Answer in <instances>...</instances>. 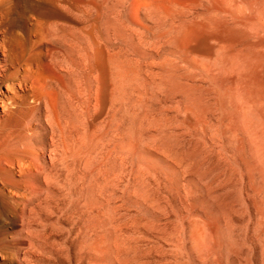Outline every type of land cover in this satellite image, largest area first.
<instances>
[{"label": "rangeland", "instance_id": "obj_1", "mask_svg": "<svg viewBox=\"0 0 264 264\" xmlns=\"http://www.w3.org/2000/svg\"><path fill=\"white\" fill-rule=\"evenodd\" d=\"M75 68L95 71V84L123 79L139 89L140 149L155 182L153 224L143 221L135 243L117 244L110 227L96 229L102 239L95 229L78 236L67 222L69 185L48 160L60 132L33 103L31 85L39 79L50 93L57 89L52 97L80 81ZM117 71L123 75L114 79ZM69 137L71 150L76 136ZM33 165L56 189L44 173L22 176ZM89 258L264 264V0H0V264Z\"/></svg>", "mask_w": 264, "mask_h": 264}, {"label": "bare ground", "instance_id": "obj_2", "mask_svg": "<svg viewBox=\"0 0 264 264\" xmlns=\"http://www.w3.org/2000/svg\"><path fill=\"white\" fill-rule=\"evenodd\" d=\"M76 68L74 69L73 72H72V70H70L71 74L72 73L74 74V72L78 73L82 78L79 76L81 78L80 81H76L74 83H70L71 82V80H70V82H68V83H70L69 86L68 87L66 86L67 89L64 88V91L62 90V88L58 89L59 93L58 92L57 93L59 94V97H60L59 98L60 103L58 104L57 109L55 107L56 112L53 108V105H52L53 101L51 99L56 94L52 95V97H51V93H53L57 89L54 91L50 90L51 91V93H50L49 90L44 89L45 84L42 85L43 81H39V79L38 80L36 79L35 82L36 81H37L36 83L40 82L41 87L40 86L39 87L34 86L35 88L32 89V87H33L32 85H35V84H32L33 82L31 83L32 84L31 90H33L32 91V98L34 101L33 103H37L36 106H38L40 109L43 110L45 121H46L47 125L51 128V130H53V132H54L55 129H58L59 131L57 130V132H55V134L60 132V134L58 133V135H59L58 139H56L54 137L56 139L55 143H56V141H58L57 144L54 145V147L56 148L55 154L54 153H53L54 155L49 154L51 156H49L48 160L51 162L52 167H53L52 163H54V162H57L58 164H60V166L62 167V171L64 170V172H65V180L67 181L66 185L67 184L69 185V190L67 189L68 191H66V192L69 193V199L68 200H69V203L71 204V206L73 207L72 211L74 212V217L70 221L67 220V222L71 223L73 225V227H75L77 229L78 236L80 234L81 235L83 234V236H84L85 235L84 233L90 234L91 232L88 230L95 229V232H96L97 228L102 229V228L108 227V229H110V228L111 229L109 231L106 228V231L110 232V236H112V237L116 236L115 239H117V242H118L117 244H119V243L120 244H128L130 242L135 243L136 238L141 235L140 226L143 223V221H146L150 225L153 224L152 223L153 221L151 218V212L154 208L153 207V205H154V198H153V194H154L153 192L154 191H153V189H154V182H155L153 170H152V168H153L152 167V160H147L150 158L145 159L143 154H142L143 150L140 149L141 136H140V128H139V126H140L139 119L140 118L138 119V112H139V106H141L142 104H141V95H140L139 89L137 90V88H134L135 91H133L132 88L135 85L132 84L130 86H127L126 84H124V80L121 78H120L121 82L119 80L120 83H118V82L116 83L115 81H113V82H110L109 84H103V83H102V85L97 84V83L95 84L94 82H92L94 80H91L92 79L91 75L93 74V73L91 74V72L95 73V71H91V70L83 69V68L82 69H76ZM44 70H46V69H44ZM70 71H69V73H70ZM121 73H122L121 71H117L116 74L113 73L112 74L113 78L117 79V77L119 75H123ZM34 74H35V72H34ZM64 74H66V73H64ZM77 77H78V75H77ZM72 78H74V76ZM40 80H42V79H40ZM77 80H79V78H77ZM95 80H98V77ZM42 87H44V88H42ZM56 88H58V87H56ZM107 93H109L108 103H106V101H105V95H107ZM53 99H54V97H53ZM56 99H58V98H56ZM142 99H144V98H142ZM18 100H19V98H18ZM143 101H145V100H143ZM11 104H14V103H11ZM54 106H56V105H54ZM96 116H101V118L103 117V119L100 122L96 123L97 122V121L95 122ZM101 118H99V119H101ZM79 120H81L84 123V128H81L84 131L83 136L79 135V129L80 128H78L79 126L76 124V122ZM53 132H52V134H53ZM69 132L76 136V139H74L75 140L74 142H76V143H74V142H73L74 144L72 143V145H74L73 147H72V145H70L71 150L68 148L69 146L68 147L66 146L67 144L65 143V142H67L66 140H68V138H70L69 136L71 134H68ZM141 133H143V132H141ZM51 139H52V136H51ZM62 143H64L65 145H63V146L67 147L69 150L67 149V151H66V149H64V147H62L63 149H61ZM149 143H150V141H149ZM52 144H53V142H52ZM69 144L70 143H68V145ZM149 146H150V150H152L153 149L152 136H151V143ZM55 148H53V149H55ZM143 148L145 149V147H143ZM50 153H52V152H50ZM45 158H46V156H45ZM42 160H43V163L46 164V160H44V159H42ZM41 165L39 164L36 166L40 167ZM54 165H55V163H54ZM9 166H10V164H9ZM25 166H27V165H25ZM33 166H35V165H33ZM33 166L32 167L28 166L29 168H27L26 170L24 169L25 171L22 173L23 174L22 176H24V178L32 179V180L34 178H40L42 176V174L47 169V167H45L46 165H44L43 167L41 166L40 170L42 169L44 171L43 172V171H40L38 169V167L36 168V166L35 167H33ZM52 169L53 168H51L50 170L52 171ZM49 173H50V171L48 170L47 174H49ZM44 174L46 175V173H44ZM54 175H56V174L54 173ZM44 178L45 179L43 182L45 183V185L47 187L51 186V188H52V185L55 184V183H50L53 180V178H51L52 180H50V177L49 176L47 177V175ZM54 179L56 181L55 177H54ZM62 180H63V178H62ZM66 181H64V183L62 182L63 185H65ZM52 182H54V181H52ZM54 187L56 189V187H57L56 184ZM66 187H68V186H66ZM49 191H50V188H49ZM39 193H41V192L39 191ZM65 195H67V194H65ZM66 198H68V197H66ZM52 200H54V199H52ZM33 207H35V206H33ZM49 207H51V206H49ZM35 210H36V208H35ZM40 211H42V210H40ZM68 212H66V213H68ZM73 212L71 213V216H72ZM33 215H35V214H33ZM35 219H37V218H35ZM28 221H31V220L28 219ZM41 221H43V220H41ZM64 221H65V219H64ZM71 224H70V226H71ZM55 227H57V226H55ZM57 231H58V229H57ZM72 232H74V230ZM99 232H100V230H99ZM99 232H96V235L99 234L98 235L99 238L102 239L103 237H105L104 235H106V234H101ZM93 233H94V231H93ZM104 233H106V232H104ZM74 234H75V232H74ZM85 236H88V235H85ZM91 236L89 238H91ZM98 237L96 239H98ZM107 238H108V236H107ZM75 239H78V237H76ZM94 239H92V240H94ZM42 240L43 239H41V241ZM113 240H114V238H113ZM76 241H79V240H76ZM85 242H87V241H85ZM104 242H106V241H104ZM37 243H39V242H37ZM93 243H94V241H93ZM94 246H96V243ZM89 247H91V246H89ZM37 248H38V246H37ZM80 249H81V247H80ZM94 249H96V248H94ZM52 250H54V249H52ZM92 250H93V248L91 247V251ZM118 250H120V249H118ZM63 251H65V250H63ZM88 251L90 254L91 253L90 249H88ZM33 252H35V251H33ZM106 252H107V250H106ZM67 253H68V250H67ZM86 254L83 257L86 258ZM99 255L100 254H98V256ZM80 256H82V254ZM88 256H90V255H88ZM90 258H89V262L91 264V260H93V257L91 260H90ZM37 263H38V261H37Z\"/></svg>", "mask_w": 264, "mask_h": 264}]
</instances>
